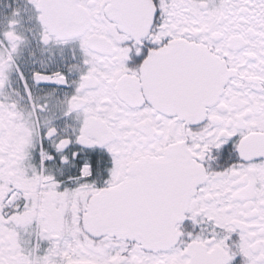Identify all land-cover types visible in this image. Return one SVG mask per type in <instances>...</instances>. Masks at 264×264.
Masks as SVG:
<instances>
[{
  "label": "snow or ice",
  "instance_id": "obj_1",
  "mask_svg": "<svg viewBox=\"0 0 264 264\" xmlns=\"http://www.w3.org/2000/svg\"><path fill=\"white\" fill-rule=\"evenodd\" d=\"M0 264H264V0H0Z\"/></svg>",
  "mask_w": 264,
  "mask_h": 264
}]
</instances>
